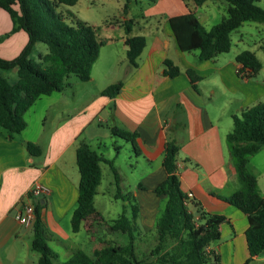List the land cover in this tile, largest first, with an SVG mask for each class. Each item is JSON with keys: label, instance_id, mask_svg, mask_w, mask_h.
<instances>
[{"label": "crops", "instance_id": "1", "mask_svg": "<svg viewBox=\"0 0 264 264\" xmlns=\"http://www.w3.org/2000/svg\"><path fill=\"white\" fill-rule=\"evenodd\" d=\"M131 2L129 1L126 9L125 4L122 7V21L132 20L133 29L138 28L139 33L147 32L148 38L135 66L128 64L126 50L123 51L124 58L121 57L115 64L112 82L105 87L121 83L120 92L116 96H101L104 87L87 103H82L80 96L71 108L63 101L65 108L56 113L53 118L56 122L49 128L46 126V118L36 109L43 98L40 97L25 114L27 126L24 131L10 138L0 130V264H37L39 255L31 249L33 225L25 227L15 219L23 205L30 202L29 190L36 183L49 189L48 194L38 198L37 206L39 218L48 236V246L57 254L54 262L66 264L75 252H83L75 238L81 228L89 236L87 241L92 242L91 228L87 232L85 221L76 233L71 225L78 201L79 173L75 152L79 142L85 141L103 158L112 162L121 185L122 146L113 139L111 127L138 134L136 145L139 154L128 155L129 163L125 162V166L129 167L130 176L137 181L136 188H132L130 193L132 199H136L140 228L144 232L153 228L161 200L153 193V189L165 178L162 167L163 149L165 142L172 140L180 148L177 174L181 191L193 198L202 212L221 215L227 219V222L220 225L221 238L217 241L218 244L211 245L209 249L217 253L220 264L246 263V217L223 200L241 188L231 162L226 136L231 129L232 116L255 105L256 85L249 80L239 79L236 73L239 66L235 62L236 55L232 62V59L220 60L219 55L209 61H199L198 51L183 53L179 50L169 29L170 18L192 12L207 29L196 15L198 7L191 2L155 0L153 6H148L138 14L144 22L142 28H139L135 20L137 16ZM136 2L134 1L135 4ZM202 6L209 7L213 13L209 14L210 19L216 18L220 7L225 12L227 9V3L223 0H207ZM155 16L161 17V25L159 22L151 25L150 18ZM220 16L221 19L225 17L224 14ZM11 29L8 14L0 9V36ZM120 39L124 45L125 37ZM26 43L25 32L19 30L13 33L0 43V57L6 60L15 58ZM36 46L37 44L33 52H36ZM46 53L47 51L38 52L37 59L34 60L39 62L40 56ZM165 60H170L178 67L177 77L171 79L162 75ZM188 69L201 77L196 91L185 74ZM109 72L111 71H105V74L108 75ZM206 81L210 86L208 90L201 87ZM69 86L68 82L66 88ZM216 94L219 95L217 98ZM232 103H235V108L228 109ZM29 121H33L36 126L32 133L27 131ZM27 142L41 148L40 156L27 153ZM108 145L114 152L108 150ZM101 148L106 152H101ZM260 152L264 156V147L255 155ZM248 169L254 174L255 168L251 166L250 159ZM100 170L101 183L93 200L97 213V199L103 193L101 184L104 170L111 172L114 183L113 173L107 164L101 163ZM139 185L143 188H139ZM259 192L264 197L260 189ZM192 210L194 212L195 209ZM195 216L197 217L196 214ZM64 221L66 226L61 224ZM101 242L98 248L93 244L92 252L96 248L100 249ZM53 243H60L64 247L68 253L66 260L58 261L59 250L51 246Z\"/></svg>", "mask_w": 264, "mask_h": 264}, {"label": "trees", "instance_id": "2", "mask_svg": "<svg viewBox=\"0 0 264 264\" xmlns=\"http://www.w3.org/2000/svg\"><path fill=\"white\" fill-rule=\"evenodd\" d=\"M129 1L126 0L124 9ZM182 1L200 7L207 0ZM223 1L227 3L226 16L208 30L192 12L169 19V29L181 52L198 51L199 61H209L229 52L232 45L230 34L243 23L264 25V8L258 5L259 0ZM76 3L77 0H0V9L8 14L12 23L11 31L0 36V43L19 30L27 35L26 45L15 58L6 60L0 57V130L10 138L25 130V114L40 97L61 92L71 75L81 82L90 79L91 67L99 56L103 42L97 40L95 28L79 20L67 25L63 22V14L56 11L62 5L74 6ZM68 15L72 17V14ZM133 25L132 20L121 24L125 33L126 59L130 66L136 65L145 47L143 36H131ZM36 44L47 47V53L40 56L39 62L32 58ZM235 62L242 66L240 72L245 74L246 80L262 68L255 54L248 50L237 54ZM163 66L164 77L172 79L179 75L178 67L170 60H165ZM12 71L16 73L14 82L3 74ZM185 74L196 91L201 77L191 69L186 70ZM120 89L121 83L110 85L102 90L101 96L112 98ZM110 132L113 137L129 142L135 154H139L136 132L118 127H111ZM226 143L241 188L223 200L246 217L248 258L245 264H248L264 253V197L259 192L255 176L248 169L250 157L264 147V102L232 116ZM25 149L35 157L41 154V148L31 142L25 143ZM179 150L172 140L164 144L162 167L165 178L153 189V193L161 199L152 229L156 244L148 255L142 254L139 258L134 244L137 231L135 224L139 217L136 201L133 200L134 204L131 205V219L125 216L123 208L117 219L106 223L93 204L101 183V163L107 164L113 173L115 198L127 203L130 199L121 192L119 176L112 162L103 158L85 141L79 142L75 152L79 182L77 207L71 220L73 232H78L84 221L89 232L93 222L105 225L109 232L126 234L129 241L124 246L95 250L93 258L77 251L66 264H220L217 253L209 248L220 240V225L227 219L202 212L199 204L181 191L177 174ZM139 188L143 187L139 185ZM192 209H195L194 212ZM34 212L31 249L39 255L37 264H53L57 254L48 246V236L39 218L37 203ZM136 235L138 237L140 232Z\"/></svg>", "mask_w": 264, "mask_h": 264}, {"label": "rangeland", "instance_id": "3", "mask_svg": "<svg viewBox=\"0 0 264 264\" xmlns=\"http://www.w3.org/2000/svg\"><path fill=\"white\" fill-rule=\"evenodd\" d=\"M130 1H132L131 5L134 9V13L137 16L135 17V20L138 23L139 28H142L144 27V22L138 14H140L148 6H153L155 0ZM134 1H137L136 4L134 3ZM125 3L126 0H77V3L74 6L62 5L56 9L57 12L63 14V22L67 25H70L75 20H79L95 28L97 31V40L99 42H103L104 44L100 48L99 56L96 62L92 65L93 68L91 67L92 73L90 71V79L88 81L81 82L74 75H71L68 79V82L70 83L69 87H65L64 90H62L60 93H53V96H51L50 98L43 96L41 102L37 104V111H39V113L46 118L47 128H49L52 124H55L56 120L54 121L53 118L56 113L61 111V109L65 108V106H63V101L65 102L66 106L70 108L73 107L74 104L77 102L76 99L78 96L81 97L82 103H87L89 100H91L93 95L99 93L102 88L112 82V70L115 68V64L118 62V60L121 57L124 58L123 51L126 50L124 45H122L120 39L121 37H125L124 29L121 26L123 22L122 7ZM258 5L264 8V0H259ZM210 13L212 12H210L209 7L207 6L198 7L196 10V15L200 18L202 24L207 29H210V27L218 24L222 20L220 14H224V16H226V12L221 7L216 18L210 19ZM68 14H72V17H70ZM150 20L152 26L156 25L158 22L161 25L163 22L161 17L159 16L151 17ZM131 36H145L144 38L146 40V38H148V33H139L138 28H134L132 29ZM230 39L232 44L231 49L229 50V52L219 55L218 58L224 61L232 59V62L234 61V56L242 51L248 50L250 52H253L260 61L262 68L255 76L248 80L253 82L254 85H256L255 87L257 90V101L255 105L263 103L264 25L253 22H245L240 28L230 34ZM34 51L36 52H33L32 58L37 59V53L47 51V47L44 44H37ZM194 53H197V51H195ZM108 70L111 72H109V74L107 75L105 74V71ZM3 74L7 76L11 82H14L16 80V73L13 71L6 72ZM237 76L239 77V75ZM239 79L242 80L241 77H239ZM208 84L209 82L206 81L204 84H201V87L205 90H208L210 88ZM218 96V94L215 95L216 98ZM232 101H234L235 103L237 102L235 100ZM235 103L230 104L228 109L233 110L235 108ZM35 127L36 126L33 121H29V128L27 131H30V133H32V131H35ZM113 139L119 141L120 145L122 146L120 150V159L121 171L123 174V183L120 185V189L123 190V193L126 192V195H128L130 200L129 203H127L122 201L121 199L115 198V185L114 183H112V174L109 170H104L103 180L101 184V192L103 193L99 194L98 196L96 208L99 214L104 218L106 223L117 219L122 214L123 208L125 210V216L131 219V205H133L134 201H136V199H134L133 201V197L130 192L132 191V188H136L137 181L136 178L130 176L129 167L127 168L125 166V162L129 163V159L127 158V156H133L135 152L133 151L130 143L124 140L122 141L121 139L116 137H113ZM108 150L113 151L114 149L110 145H108ZM100 151L106 152V150L103 148H101ZM250 164L255 168V171H253V175L257 180L258 188L264 194L263 154L260 152L259 154L251 157ZM61 224H63L64 226L67 225L66 222H62ZM135 226H137L136 234H139L140 232V235H138L137 237V235L134 233L136 238L134 244L136 248V253L138 257L141 258L143 256L142 254L148 255L149 251L156 244V241L154 238V233L152 231L153 228L149 229V231L144 232L140 228L137 220ZM87 237L89 236L83 230V228H81L80 232L75 235L78 244H80L79 247L83 250L84 253H87L90 258H93V252L95 251L94 250L92 252L93 244H95V247L98 248L99 242L102 241L100 245V249H102L105 247H115L118 245L124 246L127 245L129 241L126 234H121L119 232H109L106 229L105 225L98 226L94 223L91 225V243L87 241ZM217 244L218 242H214L212 245L216 246ZM51 246L53 248L55 247L56 250H59V262L68 258V253L66 252L64 247L61 246L60 243H53L51 244ZM97 248L96 250H100ZM56 263L57 262H54V264ZM248 264H264V253L253 259Z\"/></svg>", "mask_w": 264, "mask_h": 264}, {"label": "built area", "instance_id": "4", "mask_svg": "<svg viewBox=\"0 0 264 264\" xmlns=\"http://www.w3.org/2000/svg\"><path fill=\"white\" fill-rule=\"evenodd\" d=\"M163 1V0H158ZM241 65H239L236 69L237 75L242 79H245V74L240 72ZM49 193V189L41 183H36L33 187L29 190V198L30 202L28 204L23 205V207L16 213L15 219L23 226L30 227L33 225L35 221V212L34 207L35 203L40 196L46 195Z\"/></svg>", "mask_w": 264, "mask_h": 264}]
</instances>
